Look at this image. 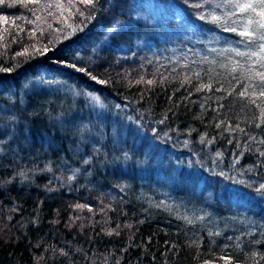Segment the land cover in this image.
Segmentation results:
<instances>
[{"label": "trees", "instance_id": "obj_1", "mask_svg": "<svg viewBox=\"0 0 264 264\" xmlns=\"http://www.w3.org/2000/svg\"><path fill=\"white\" fill-rule=\"evenodd\" d=\"M262 7L0 0V264H264Z\"/></svg>", "mask_w": 264, "mask_h": 264}, {"label": "snow or ice", "instance_id": "obj_2", "mask_svg": "<svg viewBox=\"0 0 264 264\" xmlns=\"http://www.w3.org/2000/svg\"><path fill=\"white\" fill-rule=\"evenodd\" d=\"M83 3L85 4H96L98 3V0H82ZM261 4L264 5V0H260ZM248 9H254V6L252 3H244L243 5H240V11H246ZM260 16L264 17V7H262L261 11L258 13ZM204 17L201 16V19H203ZM211 21L212 22H220V17L217 16H211ZM249 23H252V21H249ZM258 23V22H257ZM259 27L264 28V24H260ZM232 31H235V28L231 29ZM239 35L244 36V37H250L255 35L254 33H249L247 30L242 31L239 33ZM262 39H264V37H262ZM249 43H251V39L249 40ZM262 50H264V45H262ZM151 83V82H149ZM241 95H244V93H241ZM261 95H264V93H261ZM261 189H264V184H262L260 186Z\"/></svg>", "mask_w": 264, "mask_h": 264}]
</instances>
